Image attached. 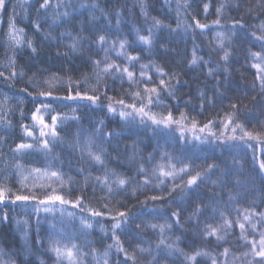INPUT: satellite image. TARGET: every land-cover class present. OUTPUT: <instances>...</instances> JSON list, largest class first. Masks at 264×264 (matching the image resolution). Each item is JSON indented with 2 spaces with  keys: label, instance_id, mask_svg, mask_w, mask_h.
Here are the masks:
<instances>
[{
  "label": "trees",
  "instance_id": "obj_1",
  "mask_svg": "<svg viewBox=\"0 0 264 264\" xmlns=\"http://www.w3.org/2000/svg\"><path fill=\"white\" fill-rule=\"evenodd\" d=\"M41 3L43 0H33L23 23L27 41L15 51L12 64L0 39V101L9 100L8 110L0 118V188L38 197L15 204L11 199L0 202V264H58L50 251L55 241L60 246L76 244L83 254L81 264H104L106 251L109 264H125V253L117 251L114 236L136 257L126 264L253 261L251 242L255 240L258 247L264 233V171L260 170L264 162V89L253 67L262 62L252 55L264 56V41L259 39L264 35L260 30L264 0H50L47 8L37 11ZM4 11L7 8L0 10L1 22ZM217 19L220 23H213ZM155 20L161 22L159 27ZM197 20L207 27H196ZM150 31L151 43L139 40ZM99 35L107 38L103 47ZM75 37L81 39V46L72 52L69 46ZM121 40L126 41L123 50ZM105 49H110L106 62L128 67L134 73L133 81L126 74L98 73L93 62L105 59ZM226 52L227 60L223 59ZM128 56L138 59L129 61ZM193 57L195 63H191ZM104 66L100 64L101 69ZM145 87H156L159 93L152 94L153 105L146 111L157 119L171 113L175 122L167 128L150 120L142 123L139 116H120L121 111L132 109L115 101L123 99L125 105L137 108L147 105ZM42 90L52 91V96H39ZM137 91L143 100L134 96ZM70 92L99 99L95 103L56 99ZM110 103L115 114L108 111ZM42 104L53 109L43 114L46 123L51 124L52 115L66 117L57 127L60 140L47 156L35 147L14 152L19 143L39 144V127L27 137L22 126L31 129L32 113ZM230 113L235 114L234 119L226 126ZM97 129L113 135L98 134ZM245 132L261 134V138L246 137ZM90 147L94 153L104 150L102 164L89 157ZM170 164L177 169L187 165L190 170L175 179L164 178L161 184L156 179L159 168L171 170ZM210 164L214 165L211 169ZM36 168L41 173H61L63 183L37 177ZM112 172L129 183L109 194L97 177L104 180L108 174L111 181ZM197 172L202 175L196 184L190 189L180 187ZM173 184L175 190H171ZM41 185L50 187L45 190ZM53 190L70 203L39 205ZM153 196L163 199L153 201ZM77 197L82 203L74 207ZM92 211L102 215L93 217ZM121 211L129 218L114 233L112 217ZM177 211L178 218L172 215ZM245 216H250L251 224L244 221ZM82 219L92 227H83ZM225 220L232 227L220 232L223 239L204 235L206 227L210 230ZM239 223H245V238ZM161 239L164 245H159ZM109 245L113 247L109 249ZM140 248L146 251L140 252ZM197 252L201 255L194 261L186 260ZM245 253L249 255L245 257ZM253 264H259L258 257Z\"/></svg>",
  "mask_w": 264,
  "mask_h": 264
},
{
  "label": "snow or ice",
  "instance_id": "obj_2",
  "mask_svg": "<svg viewBox=\"0 0 264 264\" xmlns=\"http://www.w3.org/2000/svg\"><path fill=\"white\" fill-rule=\"evenodd\" d=\"M50 0H43V3L40 4L39 9H37V11H39L40 9H45L49 6ZM143 7V5H142ZM208 5L205 4L204 8L205 11H207L208 9ZM223 7V5H221V8ZM7 8V0H0V10L6 9ZM221 8L217 9V13L219 14L221 11ZM251 11V10H250ZM65 16H67L68 14L65 13ZM15 16L16 13L13 12L12 15L9 17V32L11 35V39L16 43V44H20L21 41L18 39L17 37V33L19 32H23V29H17L15 26ZM213 23L215 24H219L220 20L217 19L216 21H214ZM161 25V22L159 20H155V26L159 27ZM35 28L37 30H39L40 28V24L36 23ZM196 27H199L201 29L207 27V25L205 24H201L199 23V21H196ZM260 30L262 32H264V24H261L260 26ZM151 31L149 32V36H139V40L144 42V43H151ZM219 36L223 37V34L220 33L218 34ZM259 39L261 41H264V35L260 36ZM98 42L100 44L101 47L104 46V44H106L107 38L105 35H99L98 36ZM28 46L32 47V41L29 40L28 41ZM81 46V39L79 37H75L73 38V41L71 43V45L69 46L72 52H75L78 50V48ZM126 46V41L121 40L120 41V49L123 50ZM115 47V44H113V48ZM32 51L35 52L36 49L32 48ZM110 51V49H105V59L103 61L101 60H96L94 61V65L98 71V73H104V74H108L110 72H114L115 74H119L120 76L123 75H127L129 81H133L134 80V73L129 71L128 67H124L121 68L118 64L116 63H107V52ZM118 54H122L118 53ZM254 57L258 58L261 60V64H254L253 67L256 68L258 70V75H257V79L261 80V87L262 89H264V75H261L260 73H264V66H262V64H264V56L261 55V53H253L252 54ZM227 52L225 53V56L223 57V59L227 60ZM127 59L129 61H134L136 59H138V57H133V56H128ZM196 57H193V60L191 61V63H195L196 62ZM104 63V67L101 69L100 68V64ZM142 68L146 67L144 65L141 66ZM2 75V74H0ZM13 75H15V73H13ZM22 75V74H21ZM144 75V72H141V76ZM48 82L44 81V84L46 85ZM160 84L163 86L165 84V82L163 80L160 81ZM24 91H27V89H24ZM144 93H148V98H147V105H144L143 103L141 104L140 107H136L135 104L132 105H125V101L123 99H120L118 101H115L116 104H119L122 107L125 108H131L132 112H127V111H121L120 112V116L123 119H135L136 116H139L141 119V122L144 123L146 120H150L151 123L153 125H156L157 127L160 125H163L164 127H168L170 126L172 123H174L175 121L172 118L171 113L168 114V116L162 118V119H157V117L154 114H150L148 111H146V107L153 105V100H152V94H159L158 93V89L156 87H152V88H148L145 87L144 88ZM39 96L41 97H51L52 96V91H40L38 93ZM135 97L140 98L141 100H143V94L139 91H137L136 93H134ZM56 99H60V100H76V99H87L89 101H92L93 103H95L99 97L98 96H87L84 95L82 96L80 92H76L75 95H72L71 92L69 93L68 96L63 97V98H56ZM109 100L111 101L112 98L109 97ZM233 108L236 107V105H232ZM53 111V109L51 108V105L49 104H42L40 106H38L35 111H33L32 113V121L33 124L31 126V129L29 128V126L27 125H23V129H24V134L27 137H32L34 134V131L37 127H39L40 129V134H39V144H34V143H19L16 145L14 152H23L24 150H30L33 149L34 147L37 148L38 151L43 152L46 156L50 155L53 148L56 145V142L58 140H60L59 134L57 132V127L60 124L61 121L65 120L66 117L61 116L59 114L57 115H52L51 116V124L46 123V118L45 115H43L44 113H51ZM108 111L110 113L115 114L116 109L113 106L112 103L109 104L108 106ZM183 117V114H181ZM234 113H230L228 115V123H226V126H228L229 123L232 122V120L234 119ZM102 123V122H101ZM209 124H211V121L209 122ZM193 127H195V122H193ZM205 127L207 128L208 125H205ZM237 128H242V126L240 124L236 125ZM183 131V130H182ZM97 133L98 134H102V135H107V136H112L113 133L109 132L107 134H103L101 129H97ZM244 136L249 137V138H255V139H260L261 138V134H256L255 136H253V133L251 132H245ZM197 139H199V137H197ZM229 140H234L236 139V137H229ZM239 139H244V137H240ZM103 149L100 150V153H94L91 150V147L89 148V152L88 155L89 157L99 163H103V161L101 160V153H103ZM55 159V158H53ZM169 167L171 168V170H165L164 166H160L159 168V175L156 176V179L159 180V182L161 184H163L164 178H168L171 177L173 179H175L177 176H179L181 173L186 174L190 169L188 168L187 165H185L182 168L177 169L176 166L174 164H170ZM214 165H208V168L211 169L213 168ZM260 170L264 171V162H262L260 164ZM33 171L37 174V177H47L49 180H60L61 183H63L62 180V174L57 172V171H52V172H43L41 173V169L36 168L33 169ZM141 172L144 171L143 166L140 169ZM153 175H155V170ZM202 173L201 172H197L195 175L190 176L186 182V184L182 183L180 185L181 188L183 189H190L192 185L196 184L197 181L200 179ZM111 176L114 178L113 180H109L108 178V174L105 175L104 180H100L99 177H97V181L103 185H105L108 189V193L111 194L114 190H119L122 189L123 187H125L129 181L123 177L117 176V174L115 172L111 173ZM148 183V180H145V184ZM46 187H50V185L45 186V185H41V188H44L46 190ZM177 187V185L173 184V187L171 190H175ZM11 199V202L13 204H15L17 201H36L38 199V197L36 195H19V194H13L10 192L9 189H5V188H0V202L5 201V200H9ZM151 199L153 201L156 200H162L163 197H156L153 196L151 197ZM56 201H59L60 204H68L70 203V201L66 200L62 195H58L55 194V190H53V194L51 195H45L43 199L39 200V205H46V204H52ZM82 203V198L77 197L74 207H78L80 204ZM40 207H37V212H39ZM45 211H49V208H45ZM200 210V206H197V212H199ZM70 217L73 215L72 213L68 214ZM91 215L93 217L96 216H100L102 215V213L97 212V211H92ZM174 217L179 216V211L174 212L172 214ZM261 216H264V214H261ZM6 218V217H5ZM128 214L126 212H117L116 215L114 217H112V219L115 221V223H113L112 225V229L113 232L115 233V231L117 229H119L121 227L122 224L127 223L128 221ZM244 221H246L247 223L251 224V218L250 216H245L244 217ZM81 224L83 227L85 228H91L92 224L88 223L87 219H82L81 220ZM239 228L241 230V237H244V232H245V223H239ZM137 227H139V225H137ZM152 227H156V225H153ZM161 227V231H163L164 226H160ZM232 227V222L225 220L224 223L222 225H219L217 227H211L210 230L208 227L205 228L204 231V235L205 236H216L217 239H223V237L220 235V232L225 230L226 228H230ZM253 229H255V225H252ZM114 239L116 240V247H117V251L118 252H124L125 253V264L126 261L128 259H132L133 261H135L136 257L133 254H129L127 252V250L120 244L119 239L117 237L114 236ZM39 242V241H38ZM252 244V249H251V255L253 257V261L255 260V258H259V264H264V233H261V238L258 242V247H257V242L255 240H253L251 242ZM159 245H164V239H161L159 241ZM113 245H109L108 248H112ZM169 249L172 248V245H168L167 246ZM50 251H52L55 254L56 260L58 262V264H64L65 261H67V264H81L79 257H81L83 254L79 251V248L76 244H71L69 245H63L60 246L58 241L53 242L52 246L50 247ZM135 251V250H134ZM140 252H144L146 251L143 248L139 249ZM228 249H225V255H227ZM201 255V253L197 252L194 255L191 256H186V260L188 261H194L196 259L197 256ZM249 255V253H245L244 256L247 257ZM105 256V261L104 264H109L108 260H107V256L108 253L107 251L104 253ZM253 261H249V264H253ZM43 264V262H42ZM213 264H217L216 260H213Z\"/></svg>",
  "mask_w": 264,
  "mask_h": 264
},
{
  "label": "rangeland",
  "instance_id": "obj_3",
  "mask_svg": "<svg viewBox=\"0 0 264 264\" xmlns=\"http://www.w3.org/2000/svg\"><path fill=\"white\" fill-rule=\"evenodd\" d=\"M7 12L4 11V15L8 13L7 20L4 22L0 21V32L3 31V36L0 37L3 48L5 51V55H8V62L12 64L15 60L16 53L15 51L21 48L27 41L26 31L22 25L28 18V13L30 12V8H32L33 0H7ZM15 12V26L17 29H23V32L17 33L18 39L21 41L20 44H16L12 39L9 32V17L12 13ZM5 17V16H4ZM9 100L7 99L6 102L4 100L0 101V118L4 117L7 112V105ZM7 118V117H5Z\"/></svg>",
  "mask_w": 264,
  "mask_h": 264
},
{
  "label": "flooded vegetation",
  "instance_id": "obj_4",
  "mask_svg": "<svg viewBox=\"0 0 264 264\" xmlns=\"http://www.w3.org/2000/svg\"><path fill=\"white\" fill-rule=\"evenodd\" d=\"M7 3H8V2H7ZM7 9H8V8H7ZM5 15H6V14H5ZM5 15H4V16H5ZM4 16H3V18L1 17V20H2V19H3V20L6 19V18H4Z\"/></svg>",
  "mask_w": 264,
  "mask_h": 264
}]
</instances>
